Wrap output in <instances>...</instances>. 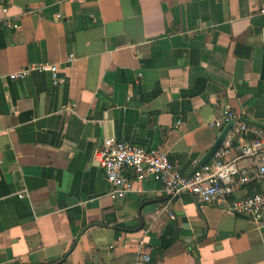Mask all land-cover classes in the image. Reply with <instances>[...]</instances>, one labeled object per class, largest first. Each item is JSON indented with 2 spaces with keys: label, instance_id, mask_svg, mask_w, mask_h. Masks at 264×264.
<instances>
[{
  "label": "crops",
  "instance_id": "0c3cea01",
  "mask_svg": "<svg viewBox=\"0 0 264 264\" xmlns=\"http://www.w3.org/2000/svg\"><path fill=\"white\" fill-rule=\"evenodd\" d=\"M263 10L264 0H0V264H264V224L225 201L173 198L152 177L113 199L95 158L115 136L168 152L190 175L225 107L264 126ZM34 63L58 64L65 82L7 77Z\"/></svg>",
  "mask_w": 264,
  "mask_h": 264
},
{
  "label": "built area",
  "instance_id": "2783aa9c",
  "mask_svg": "<svg viewBox=\"0 0 264 264\" xmlns=\"http://www.w3.org/2000/svg\"><path fill=\"white\" fill-rule=\"evenodd\" d=\"M4 11L7 9L4 8ZM6 24L10 28H20L18 22ZM73 58L74 55L69 56V60ZM33 70L49 72L55 85L65 82L55 63H34L7 74V77L13 81L23 80ZM233 120L234 126L213 158L203 166L199 165L198 159H194L196 169L190 175L184 174L180 165L164 150L147 149L115 136L105 138L96 150L95 158L111 185L109 196L124 198L134 189L133 179L143 181L152 177L162 183L173 198L186 193L201 203L225 201L230 212L264 224V128L239 119L238 113L230 106L222 109L210 126L222 129ZM181 122L178 120L177 125ZM236 141L239 143L235 151ZM128 170L133 171L135 178L128 176ZM17 195L22 198L26 194L21 191ZM138 259L142 262L152 260L147 253H141Z\"/></svg>",
  "mask_w": 264,
  "mask_h": 264
},
{
  "label": "water",
  "instance_id": "95a60500",
  "mask_svg": "<svg viewBox=\"0 0 264 264\" xmlns=\"http://www.w3.org/2000/svg\"><path fill=\"white\" fill-rule=\"evenodd\" d=\"M234 124H235V120L231 121L224 128H222V131L219 134L214 145L207 151V153L203 156V158L199 162L200 166H203L204 164H206L207 162H209L213 158L214 153L216 152L217 148L223 142V140L225 139V137L227 136V134L231 130V128L234 126ZM258 126H260V125H258ZM260 127L264 128V126H260Z\"/></svg>",
  "mask_w": 264,
  "mask_h": 264
}]
</instances>
